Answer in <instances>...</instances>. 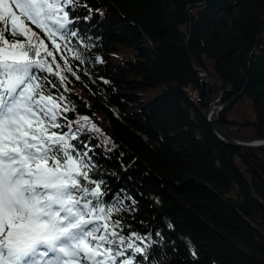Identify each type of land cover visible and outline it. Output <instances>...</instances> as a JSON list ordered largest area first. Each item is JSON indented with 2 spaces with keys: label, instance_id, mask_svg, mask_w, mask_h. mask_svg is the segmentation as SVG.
I'll return each instance as SVG.
<instances>
[{
  "label": "trees",
  "instance_id": "trees-1",
  "mask_svg": "<svg viewBox=\"0 0 264 264\" xmlns=\"http://www.w3.org/2000/svg\"><path fill=\"white\" fill-rule=\"evenodd\" d=\"M81 3L91 9H78L77 25L89 46H70L85 62L64 52L80 78L65 72V91L48 76L58 87L47 88L75 106L69 120L88 116L100 129L81 135L94 148L93 178L103 175L109 204L117 193L137 202L114 218L125 232L153 240L161 232L154 264H264V149L229 145L204 117L221 95L217 84L222 104L243 90L216 125L238 141H264V0ZM246 102L250 114H230Z\"/></svg>",
  "mask_w": 264,
  "mask_h": 264
},
{
  "label": "snow or ice",
  "instance_id": "snow-or-ice-1",
  "mask_svg": "<svg viewBox=\"0 0 264 264\" xmlns=\"http://www.w3.org/2000/svg\"><path fill=\"white\" fill-rule=\"evenodd\" d=\"M80 8L91 13L81 0H0V264H154L150 251L165 242L159 231V240L125 232L114 218L137 202L128 196L125 205L117 193L109 204L103 175L93 178L94 148L81 135L100 129L88 116L69 120L75 106L47 88L58 87L48 76L65 91V72L80 78L64 55L85 62L70 46H89Z\"/></svg>",
  "mask_w": 264,
  "mask_h": 264
},
{
  "label": "water",
  "instance_id": "water-1",
  "mask_svg": "<svg viewBox=\"0 0 264 264\" xmlns=\"http://www.w3.org/2000/svg\"><path fill=\"white\" fill-rule=\"evenodd\" d=\"M190 61H191V66L192 69L197 72L200 76L202 77H206L208 79L211 80V76L209 74L208 71L203 70L201 68H198L195 66L194 61H192V58L190 57ZM218 88L221 91V95L220 97L214 101L213 103H211L209 106V109L207 111V113L205 114V120L209 123L210 125V129H212L213 133L220 138L221 140H223L224 142L228 143L229 145H235L239 148H247V149H264V141H259L256 140L254 142H245V141H238L234 138H230L229 136H227L220 128L217 127L216 123L218 120V116L220 115V113L222 111H224L226 108H228L230 106V104L235 101L243 92V90L240 91L239 94L235 95L234 97H232L231 99H229L228 102L223 103L225 99V90L222 88V86H220L219 84H217ZM215 115V116H214Z\"/></svg>",
  "mask_w": 264,
  "mask_h": 264
},
{
  "label": "rangeland",
  "instance_id": "rangeland-1",
  "mask_svg": "<svg viewBox=\"0 0 264 264\" xmlns=\"http://www.w3.org/2000/svg\"><path fill=\"white\" fill-rule=\"evenodd\" d=\"M250 113H251V107L250 104L247 103L246 108L239 106L238 108L234 109L230 114L232 116H247Z\"/></svg>",
  "mask_w": 264,
  "mask_h": 264
}]
</instances>
